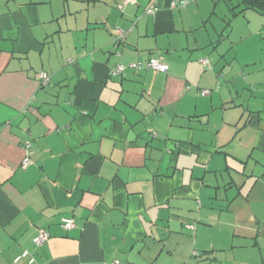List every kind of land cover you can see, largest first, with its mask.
<instances>
[{
  "label": "crops",
  "instance_id": "1",
  "mask_svg": "<svg viewBox=\"0 0 264 264\" xmlns=\"http://www.w3.org/2000/svg\"><path fill=\"white\" fill-rule=\"evenodd\" d=\"M72 1L0 0V264H264V15Z\"/></svg>",
  "mask_w": 264,
  "mask_h": 264
},
{
  "label": "built area",
  "instance_id": "2",
  "mask_svg": "<svg viewBox=\"0 0 264 264\" xmlns=\"http://www.w3.org/2000/svg\"><path fill=\"white\" fill-rule=\"evenodd\" d=\"M135 4V0H119V2L116 4V8L119 12H123L125 8H127L128 6H133ZM158 11V6L156 5L155 2L151 3L145 10H144V14L147 16H152L154 15L156 12ZM126 31L121 29V28H115L112 31V35H113V39L114 41H120L124 38ZM262 35L264 36V28L262 30ZM203 64L207 63V60H203L202 61ZM147 69L151 70V71H155V72H161V73H166L168 71V66L161 63L158 59L152 58L150 59L147 64H146ZM129 69L134 70V71H138L142 68V64L137 62V63H133L130 64L128 66ZM124 67L123 66H116L112 71H111V75H118L123 71ZM38 80L41 86H45L48 84L49 82V77L46 73L42 72L38 75ZM209 94L208 91H202V95H207ZM30 144H26L25 146V157L22 160L21 163V167L25 168L27 165L30 164ZM62 223V227L65 230H69L71 228H73L74 224L72 219L70 218H64L61 221ZM49 240V234L44 231V230H40L38 235L33 239V244L36 247L42 246L44 245L47 241ZM28 253L24 252L21 257H27ZM18 261V259L16 260ZM30 263L33 262V259H31L29 261ZM111 264H121L118 262H113Z\"/></svg>",
  "mask_w": 264,
  "mask_h": 264
},
{
  "label": "rangeland",
  "instance_id": "3",
  "mask_svg": "<svg viewBox=\"0 0 264 264\" xmlns=\"http://www.w3.org/2000/svg\"><path fill=\"white\" fill-rule=\"evenodd\" d=\"M77 1H80V0H77ZM73 2H75V1H72V0H55V4L64 7L66 10H71L72 9L71 7L74 4ZM115 9L117 10L116 6H115ZM252 26H253V23H251V27ZM258 34H259V37H260V41L264 43V36L262 35V31L261 32H258ZM63 38L64 37H62V39ZM68 38L69 37H67V40H68ZM257 45H258L257 41L254 38H251V37L248 38V42L245 45H235L236 46L235 47V52H237L240 61L245 62L246 61V60L244 61L245 58H251V57L254 58L256 55H258L259 47ZM228 46L229 45L221 46L218 49V53L224 54V52H225V50H227ZM212 50L213 49H211V48L208 49L209 55L212 56V57L214 56V58L217 57V52L215 54H212L213 53ZM225 54L228 55V56H231V54H233V50L231 49V51H226ZM228 61H229V59H228ZM249 66H250V64H249ZM252 73H253V70H252Z\"/></svg>",
  "mask_w": 264,
  "mask_h": 264
},
{
  "label": "trees",
  "instance_id": "4",
  "mask_svg": "<svg viewBox=\"0 0 264 264\" xmlns=\"http://www.w3.org/2000/svg\"><path fill=\"white\" fill-rule=\"evenodd\" d=\"M242 4L246 7V8H249V9H251V10H253V11H255V12H257V13H259V14H261V15H264V0H242ZM240 12H238V13H233V16H235V15H238ZM228 24H229V22H228ZM115 29V28H114ZM113 31V30H112ZM112 31H111V35H112ZM113 36V35H112ZM114 38V37H113ZM116 42V41H115ZM150 59H152V58H150ZM149 59V60H150ZM156 59V58H155ZM148 60V61H149ZM147 61V62H148ZM147 62H145V63H141V62H139V63H141L142 64V68L140 69V70H138V71H135V72H139V71H148L149 69H147V67H146V64H147ZM134 71V70H133ZM161 73V72H160Z\"/></svg>",
  "mask_w": 264,
  "mask_h": 264
}]
</instances>
